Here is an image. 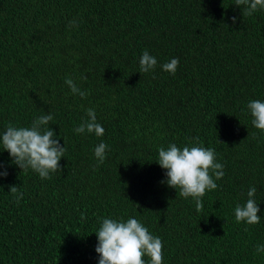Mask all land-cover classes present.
Segmentation results:
<instances>
[{"label":"trees","instance_id":"16d2710c","mask_svg":"<svg viewBox=\"0 0 264 264\" xmlns=\"http://www.w3.org/2000/svg\"><path fill=\"white\" fill-rule=\"evenodd\" d=\"M235 0H0V134L51 114L66 152L41 179L0 149V264H98L103 218H136L163 241V264H264V9ZM237 17L235 23L231 17ZM75 21L76 25H70ZM147 50L156 67L141 73ZM179 59L175 74L161 65ZM71 78L81 91L74 95ZM86 77V79H82ZM94 108L104 135L76 133ZM198 137L224 165L203 210L167 186L158 149ZM222 141V142H220ZM108 145L97 166L95 147ZM23 193L19 203L8 192ZM255 186L260 223H237ZM81 213L85 219L81 220ZM146 264L149 258L144 257Z\"/></svg>","mask_w":264,"mask_h":264},{"label":"clouds","instance_id":"9594fccd","mask_svg":"<svg viewBox=\"0 0 264 264\" xmlns=\"http://www.w3.org/2000/svg\"><path fill=\"white\" fill-rule=\"evenodd\" d=\"M235 5L245 6L244 15L251 16L259 9H264V0H235ZM233 23L237 17H231ZM70 25H76L71 21ZM140 72L148 73L157 65V59L145 50L140 59ZM179 65L178 58H172L161 65L162 69L175 74ZM86 79V77H82ZM66 85L71 92L85 98L89 93L81 91L74 81L66 77ZM247 109L252 116V124L255 128L264 131V101L251 100ZM86 119L74 129L76 133H94L97 137L104 135L105 129L97 122L94 108L86 110ZM51 114L41 115L34 119L29 127L7 126L0 134V149L6 150L11 157V163L21 170L31 169L41 179H50L51 174L61 172L59 163L66 152L65 145L59 143L57 134L49 127L53 121ZM222 142V141H220ZM223 143V142H222ZM108 145L99 143L94 149L97 166L103 164L106 159ZM162 169H166L167 186L179 189V195L185 199L191 197L195 200L197 212L203 210L202 198L206 191L218 188L216 180L224 176V165L217 161L214 148H206L201 145L198 137H193L189 144L182 148L171 143L167 148L158 149V159L155 160ZM3 168V165H0ZM7 170H0V177L7 176ZM256 187L252 186L247 191V200L244 204H236L234 208L237 223L245 222L249 225L260 223V211L255 199ZM16 195V202L23 197L15 185L9 186V191ZM85 214L81 213V220ZM95 252L99 254L98 264H146L145 256L149 258L148 264H163V241L154 236L141 221L136 218H128L126 221L113 218H103L97 231ZM256 252H264V245H257Z\"/></svg>","mask_w":264,"mask_h":264}]
</instances>
